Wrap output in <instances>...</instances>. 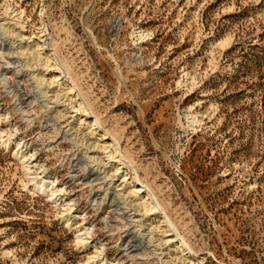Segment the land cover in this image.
Instances as JSON below:
<instances>
[{
  "label": "rangeland",
  "instance_id": "1",
  "mask_svg": "<svg viewBox=\"0 0 264 264\" xmlns=\"http://www.w3.org/2000/svg\"><path fill=\"white\" fill-rule=\"evenodd\" d=\"M1 24L22 37L0 30V264H264V0H0ZM20 43L45 47L59 101ZM70 82L100 120L94 136L69 126ZM94 142L118 148L124 161L102 151L103 165L139 178L154 216L89 163ZM19 150L60 202L32 190Z\"/></svg>",
  "mask_w": 264,
  "mask_h": 264
},
{
  "label": "bare ground",
  "instance_id": "2",
  "mask_svg": "<svg viewBox=\"0 0 264 264\" xmlns=\"http://www.w3.org/2000/svg\"><path fill=\"white\" fill-rule=\"evenodd\" d=\"M8 10V9H6ZM7 12V11H6ZM8 14V13H7ZM8 16V15H7ZM18 16V15H17ZM15 16V17H17ZM11 18V17H10ZM13 19V18H12ZM0 30L2 31V33H4V36H8V37H22L21 33L18 32L17 29L15 28H12V26L8 25V24H1L0 25ZM149 37V35H147L146 37H144V34H140V40H145V38ZM26 38V37H24ZM6 41V40H5ZM22 41H24V39H22ZM17 43V41H16ZM15 43V44H16ZM34 43V42H33ZM21 44V43H20ZM27 44V43H26ZM14 46V45H13ZM16 46V45H15ZM14 46V47H15ZM19 47V46H18ZM21 49L23 50V53H20V54H23L25 57L26 56H29L31 58L32 61H36L38 60L40 66H45V68L47 69V71H49V73L47 75H45L44 73H40V74H36V75H33L34 76V79L35 81L44 88V91L43 92V95L46 96V97H49L48 95L50 93H53L54 94V99H56L57 101H59L60 97H61V93L64 92V91H67L66 90H63L61 91L60 90H56L59 86L62 87V85H60V82H62L64 79H62L60 76H56V75H52L53 72H57L56 69H52V67L49 65L50 64V58L49 56L47 58H43L42 56V52L45 50L44 46H40L38 44H36V46H30V45H26L24 46V43L20 45ZM44 47V48H43ZM11 48V47H10ZM17 49V48H16ZM21 50V51H22ZM18 52V51H17ZM19 54V56H20ZM44 55V54H43ZM23 56V57H24ZM28 59V58H27ZM29 61V60H27ZM45 62V63H44ZM30 63V62H29ZM26 64V63H25ZM38 64V65H39ZM27 65V64H26ZM39 66V67H40ZM38 67V66H37ZM60 68V67H59ZM58 68V69H59ZM38 71V70H35V72ZM59 72H57L58 74ZM47 76H51L52 78L51 79H47ZM8 80V79H7ZM70 80H66L65 82H69ZM71 84V88H70V92L72 91H76L77 92V100H75L77 103H78V107L77 108H74L76 109V112L75 113H78L81 117L78 118V120L76 121L77 123H73L69 126H71V128H81V127H86L87 130L90 131L91 135H95V132L96 131H102V125L100 123V120L98 118H92L91 117V109L86 106V104L84 103V98L82 96V94L80 92L77 91V87H76V84L74 82H70ZM8 84V83H7ZM19 84V83H17ZM13 85V84H12ZM57 85V86H56ZM14 87V86H13ZM19 88V87H18ZM14 90V89H13ZM14 92V91H13ZM19 95V94H17ZM42 95V94H41ZM65 96V95H64ZM67 96V95H66ZM51 97V96H50ZM49 97V98H50ZM63 97V96H62ZM68 99V98H67ZM25 100V99H24ZM21 101V100H20ZM61 101V100H60ZM62 102V101H61ZM60 103V102H59ZM67 114V113H66ZM66 116V115H65ZM64 116V117H65ZM89 118L93 119L91 122H89ZM188 121H191L192 125L194 123H196V117L194 116H191V117H188ZM73 126V127H72ZM72 130V129H71ZM78 131V129H77ZM67 132V131H66ZM67 134V133H66ZM2 135H5L4 132H1L0 133V140H3V136ZM105 136V141L106 140H110V138H108V133H105L104 134ZM90 141V140H89ZM113 147L114 146H118V142L115 138H113ZM108 143V142H107ZM3 144L4 146L11 150V146H12V140H5L3 141ZM92 146L90 147H94L95 151H93V153H87V159L89 160V163H93V164H96L97 166H99V170H101L103 167L105 168V171H104V179L105 180H109L111 182V184L115 181L117 182H120V185L117 186V188H119L120 190L118 191V189L116 191H118L119 195L124 198L126 200V202L128 203V206L133 208V209H136V210H139V212L141 213H145L146 216H154L155 213L153 212H157L160 210V204H158V202L156 201V197L151 193L150 190L147 191V186H145V184H143L141 182V180L138 178L136 182H130L131 179L128 178V175H124V173L122 172V169L119 168V165L118 167L114 168L113 170H107L106 169V166L103 165V160L101 158V154H102V151H103V154H108V157L110 159V163H120L123 160V158H121L120 160L118 159V156L116 155L117 154V151H118V148L116 149L115 152H112L110 150V146H106L107 144H104V145H100V142H94V143H91ZM93 150V149H92ZM108 151V153H106ZM85 154V153H84ZM83 154V155H84ZM86 155V154H85ZM84 155V156H85ZM15 158L19 159L18 161H20L22 164H23V167L26 171V176L28 178V181L29 183H32V187H33V191L35 193H39L41 195H44L46 196L49 201L53 202V203H58L60 202L62 199L60 198L59 199V195H58V191H54L53 189L50 190V186H51V182L49 180H47L48 178L47 177H43V178H40L38 179L37 177H35L32 173V167H31V162L30 160H27V158L20 153V150L17 151L15 153ZM120 158V157H119ZM118 159V160H117ZM34 160V159H33ZM37 160V159H36ZM35 162V161H34ZM95 166V165H94ZM111 167V166H110ZM95 168V167H94ZM103 170V169H102ZM100 172V171H99ZM103 172V171H102ZM101 172V173H102ZM97 173V171H96ZM95 173V175H97ZM93 174V173H92ZM102 176V175H101ZM100 177V176H99ZM116 187V185H115ZM145 194V196H143ZM147 194V195H146ZM70 209V208H69ZM68 209V210H69ZM144 215V214H143ZM130 220H131V223L133 224H139L140 221H134L136 216H129ZM168 223V226L170 228L171 231H175V228L172 224H170L169 221H167ZM157 229H160L157 227ZM157 231V230H156ZM160 231V230H159ZM163 232V231H162ZM167 232V231H166ZM141 234V233H140ZM150 243H153L154 242V236H152V234H155V233H150ZM136 235V234H135ZM163 238H162V242L163 244H173V243H177L175 242L174 240L172 239H169L170 238V233L168 236H165L166 233L163 234ZM174 235V234H173ZM89 236H91V234L86 231V232H82L77 236V240H78V243H82L86 248H89L91 246L93 247H96L97 245H94L95 243L94 242H90V238ZM178 236V235H177ZM146 237V236H145ZM144 237V238H145ZM148 237V236H147ZM146 237V238H147ZM156 239V238H155ZM140 240H143V235L141 234V239ZM159 242V241H158ZM151 245V244H150ZM127 247V246H126ZM181 248H187V244L185 242H182L181 241ZM188 249H185L184 251H186ZM126 251V250H125ZM183 251V252H184ZM157 252V251H156ZM186 253V252H185ZM99 256L102 255V253H99L98 254ZM171 256L172 258L175 257L176 260L178 261H181L183 259V257H179V252L178 251H171L168 256ZM184 255V254H183ZM160 256V255H159ZM186 257V256H185ZM99 257H96L94 259H97ZM105 258H103V260L101 262H97L96 264H104V261ZM174 261V260H173ZM177 261V263H179ZM167 262V260H166Z\"/></svg>",
  "mask_w": 264,
  "mask_h": 264
}]
</instances>
